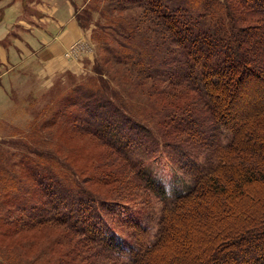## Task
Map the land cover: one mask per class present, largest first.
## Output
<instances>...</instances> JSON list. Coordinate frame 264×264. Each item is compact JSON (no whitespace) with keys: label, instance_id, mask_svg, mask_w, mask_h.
Returning a JSON list of instances; mask_svg holds the SVG:
<instances>
[{"label":"trees","instance_id":"trees-1","mask_svg":"<svg viewBox=\"0 0 264 264\" xmlns=\"http://www.w3.org/2000/svg\"><path fill=\"white\" fill-rule=\"evenodd\" d=\"M132 6L140 8L137 19H127L125 26L104 22L101 42L107 58L124 66L135 82L153 79L140 90L148 99L158 96L157 101L151 99L156 104L147 101L155 111L139 115L135 103L141 106L144 101L132 87L112 84L97 62L93 75L73 83L61 103L66 111L73 106L71 122L64 123L78 126L73 120L83 121L81 128L109 146L115 158L102 163L118 159L140 199L90 189L78 171L49 151H43L37 163L20 153L14 167L4 169L2 180L8 181V188H25L16 164L28 166L37 188L33 184L34 189H27L33 196L37 192V199L26 198L34 209L26 218L12 207L6 232L49 223L71 231L56 237L38 256L39 264H263L264 102L248 113L238 107L256 106V99L264 98V64L259 63L264 46L256 48V57L246 53V27L241 25L251 20L250 28L264 32V0H108L106 8ZM157 57L166 71L154 70ZM157 80L165 86L154 84ZM168 84L194 99L168 101ZM197 130L207 138L186 137L205 143L208 159L198 165L181 151L175 159L188 176L170 195L152 168L154 153L160 144H183L172 141L173 133ZM220 133H228L226 141ZM52 159L57 174L49 168ZM190 163L197 166L186 167ZM115 169L96 171L93 178L122 179V168ZM155 199L160 208L151 227V218L141 216L137 204ZM0 264H5L3 259Z\"/></svg>","mask_w":264,"mask_h":264},{"label":"rangeland","instance_id":"rangeland-1","mask_svg":"<svg viewBox=\"0 0 264 264\" xmlns=\"http://www.w3.org/2000/svg\"><path fill=\"white\" fill-rule=\"evenodd\" d=\"M17 1L19 0H0V14L3 8L9 4L17 3ZM24 1L43 4L44 17L50 15L47 13L46 7L66 9V5H72L74 9L72 17L75 18L78 27L81 29V34L75 36L63 48V65L72 62L79 66L76 68V71H65L62 69L60 70L61 72L54 74L50 81H45V78L41 74L34 71L37 70L35 67L36 62H29L25 65L20 64L22 65L21 67L19 65V67H14L13 69L8 65H4L5 63H0V168L3 170L0 172V259H3L5 264H39L41 258H38V256L48 251V247L52 245L56 237H66L72 234L65 226L50 223L34 225L28 229L13 233L6 232L12 207L14 210H18L20 215H26V218L27 213L34 210L30 209L31 206L26 198L32 197L33 199H37V192L33 196V193L27 189H31L30 187L34 189V185L36 187L28 166H22L21 169L20 165L16 164V174L19 176L17 178L19 182L25 185V188H19V190L8 188V184L6 183L8 181L2 180L5 172L4 169H8L9 167L12 169L14 165L11 164L17 161L20 153H22V156H28L33 163H37V160H41L44 157L42 152L49 151L50 154L58 155L62 159V164H65L67 167L70 165L78 171L80 178L84 179L90 189L102 194L119 193L131 201L140 199V191L129 182V173L124 170L122 163L118 159L113 161V164L102 163L115 158L110 147L81 128L79 125L83 124V121L80 122L78 119L73 120V116H71V119L78 126H74V123L70 124L71 120H69L68 115L73 106L67 111L64 110L61 96L69 91L73 83L88 75H93V68L97 62V65L103 68V74L108 76V80L112 84L115 83L119 88L122 82L129 88L132 87L137 98L144 101L141 106L135 103V110L139 115L140 113L141 115H148L155 111L152 100L157 101L156 99L158 98L157 95H150L149 99H152V103L149 105L147 101L150 100L146 98L147 96L141 92L140 88L144 85H151L153 79L148 78L142 84L135 82L132 77L125 74L127 71L124 69V66L115 63L111 57L107 58L108 55L101 42L103 37L101 29L104 22L105 24L111 23L115 26H125L124 22L127 19L130 21L134 18L137 19V16L141 12L140 8L132 6L131 8L110 10L106 8L108 0H56L54 4L49 2L50 0ZM251 23V20L241 22L242 27H246L243 32L246 37L243 44L245 52L251 53V56L256 57V48L260 44L264 46V32L263 30L260 32L257 29L250 28ZM262 51L264 52V50ZM88 53H91L90 57H86ZM160 55L162 56L163 54ZM159 58L157 57L155 64L152 65L154 70L166 71L167 66L160 65L158 62ZM255 59L253 58V62ZM259 63L264 64V55H262V60ZM42 72H45V69ZM154 84L165 86V83L158 80ZM114 87L117 88L116 86ZM166 88L169 90L168 101L170 102L177 97L181 101L194 99L191 93L186 92L182 94L180 88L172 84H168ZM263 99H256V106L252 107V105H249L248 108L241 105L238 109H248V113L259 108L264 102L262 101ZM126 101L128 102L127 99ZM158 101L164 102L160 97ZM1 103H5V106H2ZM96 119H99L98 116H96ZM146 119L150 120V117ZM236 119L239 120L238 116ZM64 120L70 122L64 123ZM207 134L205 133V135ZM186 136L198 137L193 140H198L201 136L207 138L204 136V133H200L198 130L196 133L192 132L191 134L184 132L173 133L172 137L176 140L172 141H182L180 143L183 144L178 147L176 145L165 146L160 144L158 146L160 148L154 153L156 156L152 159V168L166 186L170 195L181 188L182 183L187 180L188 175L179 169V163L175 159L181 151H186V154L196 159L198 165H201L205 158L208 159L209 151L204 147L207 145L203 143L204 146H202L200 143H195L196 141H192L190 137L187 138ZM220 136L223 141H226L228 133H220ZM188 139L191 142H188ZM137 140L140 143L139 145H141L140 139H134L135 144H138ZM140 149L141 147L139 146ZM248 159L250 158L248 157ZM53 164L54 161L52 159L49 168L53 174H57V165L54 166ZM119 166L122 168L119 170L122 179H117L116 181L94 180L93 176L96 171L102 174L104 169L116 170L115 168ZM194 166L197 165L186 164V167L189 168ZM32 167L34 170L38 169L35 164ZM28 192L29 194L27 195ZM52 195H55V192ZM63 197L66 202L69 200L68 197ZM19 199H21L20 206L18 204ZM34 203L37 204L36 201ZM137 206L141 207L139 210L141 216L151 218L148 221V225L155 227L160 202L155 199L148 205L138 203ZM30 214L35 216L33 213ZM123 235H128L126 229L123 230ZM263 238L264 235H261L262 241ZM175 247L180 248L181 246L177 245ZM260 252L263 255L261 263L264 264V245L260 249ZM256 263L258 262H247V264ZM159 264L164 263L160 262Z\"/></svg>","mask_w":264,"mask_h":264},{"label":"crops","instance_id":"crops-1","mask_svg":"<svg viewBox=\"0 0 264 264\" xmlns=\"http://www.w3.org/2000/svg\"><path fill=\"white\" fill-rule=\"evenodd\" d=\"M55 1L49 2L54 4ZM46 9L50 14L48 17H44L43 4L24 0L2 9L0 63H5L4 65L13 69L20 64L36 62L35 67L38 71H34L41 74L45 81H50L52 76L62 69L77 70L79 65L76 63L69 62L63 65L62 50L75 36L81 34V29L72 17L74 12L72 5H66V9L60 7ZM90 55L91 53H88L86 57ZM44 69L45 72H42ZM1 105L5 106V103Z\"/></svg>","mask_w":264,"mask_h":264}]
</instances>
